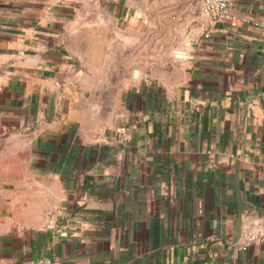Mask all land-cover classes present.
I'll return each mask as SVG.
<instances>
[{
  "label": "crops",
  "instance_id": "0c3cea01",
  "mask_svg": "<svg viewBox=\"0 0 264 264\" xmlns=\"http://www.w3.org/2000/svg\"><path fill=\"white\" fill-rule=\"evenodd\" d=\"M83 0H0V264H264V0H231L175 83L106 107L67 44Z\"/></svg>",
  "mask_w": 264,
  "mask_h": 264
},
{
  "label": "rangeland",
  "instance_id": "374dc122",
  "mask_svg": "<svg viewBox=\"0 0 264 264\" xmlns=\"http://www.w3.org/2000/svg\"><path fill=\"white\" fill-rule=\"evenodd\" d=\"M80 6L67 44L82 84L106 107L124 88L175 83L203 30L199 0H83Z\"/></svg>",
  "mask_w": 264,
  "mask_h": 264
},
{
  "label": "built area",
  "instance_id": "2783aa9c",
  "mask_svg": "<svg viewBox=\"0 0 264 264\" xmlns=\"http://www.w3.org/2000/svg\"><path fill=\"white\" fill-rule=\"evenodd\" d=\"M201 14L211 23L224 22L235 18L231 10V0H199ZM264 28V21L261 22ZM256 241H264V226L255 224L245 232L242 240L238 243L237 248L243 250L248 248ZM53 264H62L55 261Z\"/></svg>",
  "mask_w": 264,
  "mask_h": 264
}]
</instances>
